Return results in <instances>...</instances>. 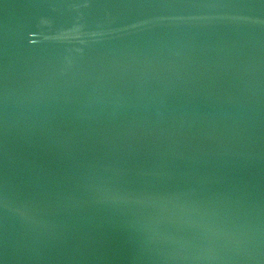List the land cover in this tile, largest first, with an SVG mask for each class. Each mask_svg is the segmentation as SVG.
I'll return each instance as SVG.
<instances>
[{
	"label": "water",
	"instance_id": "1",
	"mask_svg": "<svg viewBox=\"0 0 264 264\" xmlns=\"http://www.w3.org/2000/svg\"><path fill=\"white\" fill-rule=\"evenodd\" d=\"M0 264H264V0H0Z\"/></svg>",
	"mask_w": 264,
	"mask_h": 264
}]
</instances>
